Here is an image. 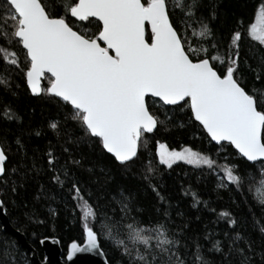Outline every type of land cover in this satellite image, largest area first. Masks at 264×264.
Masks as SVG:
<instances>
[{"label":"trees","instance_id":"trees-1","mask_svg":"<svg viewBox=\"0 0 264 264\" xmlns=\"http://www.w3.org/2000/svg\"><path fill=\"white\" fill-rule=\"evenodd\" d=\"M262 2L196 0L194 15H185L174 0H168L170 21L186 48L191 44L209 53L218 48L225 55L232 33L241 31L240 81L249 92L257 89L258 98L264 90V45L247 34V26ZM201 19L208 23L211 36L194 35ZM77 24L94 28L87 22ZM8 47L18 52L20 66L0 59V77L7 80L0 84V143L7 157L0 177V199L12 226L25 235L41 261L45 259L44 239L59 240L64 260L73 240L84 243L83 201L75 197L72 185L76 184L96 213L89 225L98 233L110 264H177L178 260L202 264L197 255L208 264H264V203L250 189L262 178L264 162L250 163L229 143L215 144L183 104L161 108L149 101L150 110L161 119L167 112L168 120L158 124L155 132L144 134L133 163L121 164L98 138L85 133L73 119L70 105L45 92H31L22 45L14 41ZM232 51L237 48L232 46ZM42 87H47L46 79ZM9 110L11 118L6 116ZM157 141L169 149L190 146L209 155L216 165L167 167L159 161ZM50 156L54 158L51 164ZM225 163L236 166L234 171L244 178L240 186L224 178L220 166ZM129 224L152 226L145 232L151 237L149 245L130 239ZM158 224L170 243H161L154 228ZM0 264H35L1 223Z\"/></svg>","mask_w":264,"mask_h":264},{"label":"snow or ice","instance_id":"snow-or-ice-1","mask_svg":"<svg viewBox=\"0 0 264 264\" xmlns=\"http://www.w3.org/2000/svg\"><path fill=\"white\" fill-rule=\"evenodd\" d=\"M174 2L185 15H194L196 0ZM0 20V59L19 67V54L8 45L14 41L22 45L31 92H45L70 105L73 119L80 122L85 133L98 138L103 149L121 164L133 163L144 134L168 120L167 112L161 119L150 110L149 101L161 108H180L182 103L211 141L230 143L247 161H264V90L258 98L257 89L249 92L242 86L238 68L240 30L232 33L225 55H220L218 48L215 53L191 44L186 48L170 22L168 0H3ZM77 22L94 24V28H81ZM146 25H150L149 37ZM198 25L194 35H212L203 19ZM247 34L264 45V2L258 4ZM45 79L46 88L42 87ZM0 84H7V80L0 77ZM6 116L11 118L10 110ZM56 126L52 122L51 127ZM156 151L160 163L169 167L175 161L196 167L216 165L209 155L190 146L169 149L157 141ZM6 158L0 148V174L5 171ZM53 159L49 157L50 164ZM220 167L228 182L241 185L244 178L234 171L236 166L225 163ZM261 177L250 189L254 188L258 202L264 203V169ZM72 187L75 197L83 201L85 240L83 246L71 242L69 260L77 252L99 247L98 233L88 223L96 213L81 189L76 184ZM127 227L132 241L149 245L151 237L145 232L152 226ZM154 228L162 244L170 243L162 225ZM124 251L128 252L127 247ZM197 259L208 264L200 255Z\"/></svg>","mask_w":264,"mask_h":264},{"label":"water","instance_id":"water-1","mask_svg":"<svg viewBox=\"0 0 264 264\" xmlns=\"http://www.w3.org/2000/svg\"><path fill=\"white\" fill-rule=\"evenodd\" d=\"M148 30L151 32L150 25H146V37H147ZM39 94H35V95H39ZM154 99H156V98H154ZM166 107H171V106H166ZM155 131L156 130H154L153 132H155ZM214 143L217 144L216 142H214ZM221 143H228V142L224 141V142H221ZM232 147L234 148V146H232ZM0 148H2L1 143H0ZM138 151H139V149H138ZM244 159L246 160V158H244ZM5 162H6V160H5ZM248 162H250V163H258V162H264V161H259L258 160V161H254V162L253 161H248ZM2 175H3V173L0 174V177ZM0 202H2L1 199H0ZM0 223H1L2 227H3V230L6 233H9V234L15 236L17 238L18 242L21 244V246L28 253L31 254L32 260L34 261L35 264H110L108 262L107 258H106L105 253L103 252V250H102V248L100 246L99 239H98L99 247L97 249H94L92 251L77 252L72 257L71 260L68 259L67 255H66L65 260L63 259V250L61 248V245H60V242H59L58 239H44L42 241V249H43L44 254H45V259H44V261H41L40 258H39L38 252L36 251V249L34 247H32L30 245V243L28 242V240L25 237V235H23L22 233H20L16 229H14V227L12 226V224H11V222H10L8 216H7V213H6L5 207L3 205V202L0 203ZM80 245L83 246L84 243L80 244Z\"/></svg>","mask_w":264,"mask_h":264},{"label":"rangeland","instance_id":"rangeland-1","mask_svg":"<svg viewBox=\"0 0 264 264\" xmlns=\"http://www.w3.org/2000/svg\"><path fill=\"white\" fill-rule=\"evenodd\" d=\"M178 163H184V164H187L185 161H175L172 165H175V164H178ZM163 165H164V164H163ZM172 165H171V166H172ZM187 165H189V164H187ZM165 166H167V165H165ZM171 166H170V167H171ZM190 166H193V165H190ZM167 167H169V166H167ZM193 167H196V166H193ZM200 167H207V166H200ZM200 167H196V168H200ZM82 203H83V202H81V204H82ZM81 204H80V205H81ZM92 218H93V217H89V218H88V223L91 222Z\"/></svg>","mask_w":264,"mask_h":264}]
</instances>
